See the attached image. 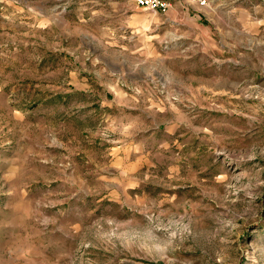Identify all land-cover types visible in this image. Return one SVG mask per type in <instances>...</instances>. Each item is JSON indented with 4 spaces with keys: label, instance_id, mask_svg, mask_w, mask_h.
<instances>
[{
    "label": "rangeland",
    "instance_id": "1",
    "mask_svg": "<svg viewBox=\"0 0 264 264\" xmlns=\"http://www.w3.org/2000/svg\"><path fill=\"white\" fill-rule=\"evenodd\" d=\"M0 264H264V0H0Z\"/></svg>",
    "mask_w": 264,
    "mask_h": 264
},
{
    "label": "built area",
    "instance_id": "2",
    "mask_svg": "<svg viewBox=\"0 0 264 264\" xmlns=\"http://www.w3.org/2000/svg\"><path fill=\"white\" fill-rule=\"evenodd\" d=\"M176 0H135L138 6L155 11H166L173 7ZM187 3L204 7L207 0H185Z\"/></svg>",
    "mask_w": 264,
    "mask_h": 264
}]
</instances>
